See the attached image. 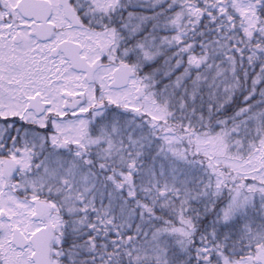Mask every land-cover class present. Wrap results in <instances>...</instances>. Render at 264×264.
Masks as SVG:
<instances>
[{"label":"snow or ice","instance_id":"obj_1","mask_svg":"<svg viewBox=\"0 0 264 264\" xmlns=\"http://www.w3.org/2000/svg\"><path fill=\"white\" fill-rule=\"evenodd\" d=\"M0 264H264V0H0Z\"/></svg>","mask_w":264,"mask_h":264}]
</instances>
